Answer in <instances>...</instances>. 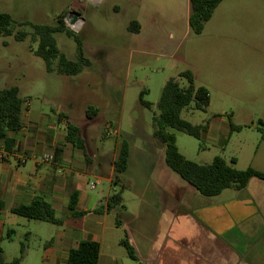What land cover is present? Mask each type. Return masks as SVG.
<instances>
[{"label": "rangeland", "instance_id": "obj_1", "mask_svg": "<svg viewBox=\"0 0 264 264\" xmlns=\"http://www.w3.org/2000/svg\"><path fill=\"white\" fill-rule=\"evenodd\" d=\"M0 10L12 15L15 31L29 33L25 40L0 35V89L19 86L24 101L39 105L51 118L63 111L67 122L82 127L93 158L82 174L87 207L105 203L116 192L123 196L125 210L105 213L100 264H180L174 238L179 233L192 237L193 223L185 215L165 213L166 203L174 200L172 188L164 186L169 184L166 174H176L184 186L192 187L165 163L163 143L153 134V116L159 114L157 104L166 81L176 77L187 86L179 74L192 71L196 85L208 88L211 103L202 111L192 102L182 116L193 124L209 121L212 130L196 138L170 128L179 150L198 163L221 155L228 162L236 158L238 169L249 167L261 138L259 120L264 121V0H223L201 33L189 24L190 0H0ZM71 10L84 18L75 32L91 63L78 74L66 75L57 71V59L54 70L48 71L44 59L36 55L31 24H56ZM134 20L140 24L138 32L129 29ZM55 37L60 50L76 60L75 39L62 32ZM144 90L152 108L141 103ZM89 106L98 109L95 117L87 115ZM230 118L242 128L230 132ZM125 139L129 165L116 181L109 168ZM56 215L63 217V212ZM0 220L5 222L0 234L5 260L18 257L23 242L30 257L21 264H42L44 244L60 225L8 210L1 212ZM125 237L138 247V259L120 243ZM183 240L182 264H191L190 240Z\"/></svg>", "mask_w": 264, "mask_h": 264}, {"label": "crops", "instance_id": "obj_2", "mask_svg": "<svg viewBox=\"0 0 264 264\" xmlns=\"http://www.w3.org/2000/svg\"><path fill=\"white\" fill-rule=\"evenodd\" d=\"M64 116L63 111L57 110V117L51 118L39 105L26 100L21 127L11 134L15 141L8 148L4 138L0 137V214L7 210L12 212L14 207L30 204L37 198H44L52 204L56 214L63 212V217H60L63 222L56 224L60 228L44 244L40 254L42 264H66L70 250L83 240L100 243V264L101 232L105 213L110 212L107 210L110 195L105 203L94 208L83 203L82 174L88 172L93 158L89 163L83 150L66 139L67 121ZM229 125L231 132V120ZM211 130L209 123L207 133ZM162 147L165 152L163 144ZM44 154L50 156L49 161L37 162L33 158ZM23 156L28 159L22 163L20 160ZM82 157H85L86 162L82 161ZM116 157L117 155L111 160L112 167L109 170L114 169L113 161ZM249 167L264 172L262 135L251 156ZM166 176L169 184L164 186L172 188L174 200L166 203L165 213L169 216L174 214L176 218H183L185 215L193 223V227H189L192 237L187 239L179 233L174 238L175 258L180 264L184 260L181 252L183 239L187 243L190 240L191 264H199L196 261H200V264H216V261L217 264H264L263 178L254 176L244 188L229 187L218 195L205 196L191 184L192 188L184 186L176 174L168 172ZM100 180L99 177L98 181ZM74 191L78 193L76 210L86 212L83 216L76 217L69 209L70 197ZM119 207L124 209L125 205L112 210H118ZM4 224L0 220V234L4 230ZM12 232L9 229L8 236ZM135 248L139 254L138 247ZM165 251L162 250L161 253L165 254ZM29 257L30 250L27 249L23 260Z\"/></svg>", "mask_w": 264, "mask_h": 264}, {"label": "trees", "instance_id": "obj_3", "mask_svg": "<svg viewBox=\"0 0 264 264\" xmlns=\"http://www.w3.org/2000/svg\"><path fill=\"white\" fill-rule=\"evenodd\" d=\"M223 0H190L189 24L194 32L201 33L205 24L212 17L215 9ZM14 19L8 12L0 10V35L14 34L17 40H25L29 33L13 27ZM31 40L37 42L36 55L44 59L48 71L54 70L53 60H58L57 71L66 75H74L83 71L89 66L91 61L86 57L83 49V42L80 36L69 28L65 20L60 18L56 24L32 23ZM140 24L134 20L130 23L129 29L139 31ZM65 33L73 37L77 43L78 58L72 60L68 58L59 48L56 33ZM185 77L188 84L183 86L178 78L171 77L164 84L157 104L159 114L153 116V134L155 138L165 144V161L168 167L177 172L184 180L191 184L197 191L205 196H215L224 189L235 187L244 188L248 181L254 177L264 179V172L253 167L238 169L234 166L235 158L228 162L223 156L217 155L210 163H198L188 159L177 145V137L170 128L181 130L196 138H201L209 129V121L201 124H193L183 118L182 112L185 107L194 103L196 109L207 111L211 99L207 87L196 85L195 77L192 71L186 70L179 74ZM145 90L141 92V103L152 108V103L146 101L143 97ZM24 101L20 96L19 86L13 85L0 89V137L4 138L9 148L15 141L11 134L16 133L21 127V116L23 112ZM98 109L89 106L87 115L95 117ZM231 120V132L240 130L242 127L236 125ZM258 129L264 138V121L259 120ZM66 139L75 146L81 148L87 161L91 162V156L87 146L83 129L80 125L67 122ZM130 147L127 140H123L117 157L113 161L116 181H120L119 174L126 171L129 165ZM78 193L72 192L70 197L69 209L72 215L79 217L86 212L77 211ZM123 205V196L121 192H116L109 196L107 201V210ZM13 213L36 219L48 221L55 224H61L63 219L56 216V212L50 202L44 198H37L30 204H21L12 209ZM117 225H121V219L117 217ZM120 243L126 248L128 255L132 259H138V253L135 246L125 237ZM2 252V251H1ZM26 253V244L21 243V252L18 257L11 261H6L3 254L0 253V264H21ZM100 256V243L93 240H83L78 246L72 248L69 252L66 264H98Z\"/></svg>", "mask_w": 264, "mask_h": 264}, {"label": "water", "instance_id": "obj_4", "mask_svg": "<svg viewBox=\"0 0 264 264\" xmlns=\"http://www.w3.org/2000/svg\"><path fill=\"white\" fill-rule=\"evenodd\" d=\"M64 20H65L66 25L70 26V28L73 31H78L77 29L81 27L84 22L83 16L78 11H75V10L69 11L66 14Z\"/></svg>", "mask_w": 264, "mask_h": 264}, {"label": "built area", "instance_id": "obj_5", "mask_svg": "<svg viewBox=\"0 0 264 264\" xmlns=\"http://www.w3.org/2000/svg\"><path fill=\"white\" fill-rule=\"evenodd\" d=\"M33 158L37 161V162H46L50 160V156L48 154H44V155H40V156H33ZM28 159V157L23 156L20 160V162H25ZM96 185L95 183L91 184V187L94 188Z\"/></svg>", "mask_w": 264, "mask_h": 264}]
</instances>
